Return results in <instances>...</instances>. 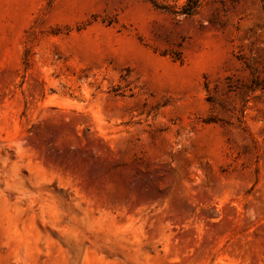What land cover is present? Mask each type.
<instances>
[{
  "label": "rangeland",
  "instance_id": "obj_1",
  "mask_svg": "<svg viewBox=\"0 0 264 264\" xmlns=\"http://www.w3.org/2000/svg\"><path fill=\"white\" fill-rule=\"evenodd\" d=\"M0 264H264V0H0Z\"/></svg>",
  "mask_w": 264,
  "mask_h": 264
}]
</instances>
